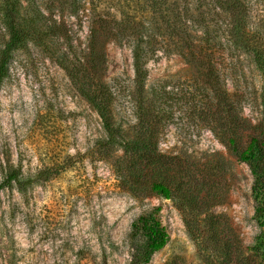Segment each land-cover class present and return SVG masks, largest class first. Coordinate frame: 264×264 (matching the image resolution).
<instances>
[{"label": "rangeland", "instance_id": "1", "mask_svg": "<svg viewBox=\"0 0 264 264\" xmlns=\"http://www.w3.org/2000/svg\"><path fill=\"white\" fill-rule=\"evenodd\" d=\"M248 6L250 26L264 48V0H249ZM75 28L74 41L83 47L86 31ZM6 41L0 16V50ZM102 51L103 80L117 90L116 120L128 129L136 122L129 96L131 51L115 42L104 44ZM262 53L264 57V49ZM215 61L221 87L240 99L241 118L256 128L243 141L247 134L261 135L264 68L252 53L233 52L224 45L218 47ZM147 69V85L167 80L169 91L184 96L171 109L173 118L158 153L189 167L204 184L202 194L209 192L221 202L210 210L212 215H223L243 247H250L259 228L249 167L238 162L199 117L202 100L193 96L194 76L180 57L150 61ZM104 137L97 113L54 58L32 44L11 55L0 87V184L13 170L20 179H32L43 170L48 174L43 183L25 191L14 183L0 190V264H130V226L153 209H158L168 242L148 264H206L188 235L184 205L130 194L112 167V158L122 152L114 148L105 158L97 149ZM220 161L226 169L213 171L210 165Z\"/></svg>", "mask_w": 264, "mask_h": 264}, {"label": "trees", "instance_id": "2", "mask_svg": "<svg viewBox=\"0 0 264 264\" xmlns=\"http://www.w3.org/2000/svg\"><path fill=\"white\" fill-rule=\"evenodd\" d=\"M249 0H0L1 23L7 41L0 50V87L8 75L11 55L29 44L38 47L68 75L77 92L97 113L105 137L97 141L99 152L110 158L114 148L121 157L112 167L130 194L157 196L181 204L184 224L206 264H264V128L261 135L243 138L253 128L240 116V99L221 87L216 66L218 47L252 53L264 68L262 38L252 30ZM74 23H70V20ZM75 26L84 28L85 46L75 43ZM77 28V30H80ZM115 42L131 51L133 80L129 88L135 124L125 129L116 120L117 90L103 80L104 44ZM71 55V57H70ZM178 56L194 76L193 96H199V115L210 131L253 177L251 195L259 228L250 247L223 215L210 210L220 200L195 179L189 167L158 152L171 109L184 96L169 91L167 80L147 85V64ZM83 60V63L81 62ZM225 162L210 168L221 173ZM46 171L32 179H20L11 171L0 190L12 183L20 191L45 181ZM192 184V186H190ZM153 209L130 226V264H148L168 242V235ZM200 227V228H199Z\"/></svg>", "mask_w": 264, "mask_h": 264}]
</instances>
